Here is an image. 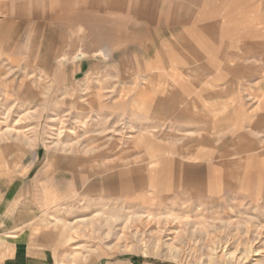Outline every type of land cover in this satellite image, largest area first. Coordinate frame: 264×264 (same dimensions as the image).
<instances>
[{"label":"rangeland","instance_id":"374dc122","mask_svg":"<svg viewBox=\"0 0 264 264\" xmlns=\"http://www.w3.org/2000/svg\"><path fill=\"white\" fill-rule=\"evenodd\" d=\"M34 238L264 264V0H0V264Z\"/></svg>","mask_w":264,"mask_h":264},{"label":"crops","instance_id":"0c3cea01","mask_svg":"<svg viewBox=\"0 0 264 264\" xmlns=\"http://www.w3.org/2000/svg\"><path fill=\"white\" fill-rule=\"evenodd\" d=\"M108 30L111 34L116 32L115 28H108ZM104 31L106 32V30H103L100 32L92 33L90 42H89L92 47L93 45L94 46L95 45H100V46L105 45L102 43L104 39L99 38L103 34ZM111 39H112V36L111 38L107 39V41H104L106 42V44H108L107 48H109V44H111L112 42ZM89 50H90L89 52L91 51L95 52L96 49L91 48ZM242 152H246V151H242ZM7 208L12 210L13 207L12 205H10ZM24 243H25L24 244L25 246H20L18 249L14 250V253L18 255V260L15 262V264H49V261H50L49 253L45 249L39 248L40 243H43L41 239L34 238V240L27 241Z\"/></svg>","mask_w":264,"mask_h":264}]
</instances>
